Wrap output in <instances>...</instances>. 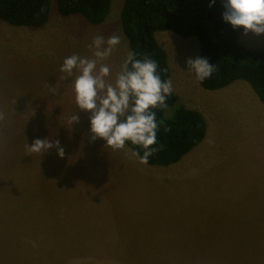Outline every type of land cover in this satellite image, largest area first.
<instances>
[{"label": "rangeland", "instance_id": "1", "mask_svg": "<svg viewBox=\"0 0 264 264\" xmlns=\"http://www.w3.org/2000/svg\"><path fill=\"white\" fill-rule=\"evenodd\" d=\"M57 1L40 27L0 17V111L22 116L0 121V264H264V103L250 83L202 87L186 63L201 57L199 39L156 31L178 94L162 118L180 105L198 108L209 134L177 163L140 164L130 151L91 140L90 113L75 102L78 73L60 81L66 57L91 58L95 36L118 35L103 61L115 82L130 52L124 0H112L101 24L61 15ZM239 40L264 46V34L242 31ZM46 83L60 84L59 92ZM72 114L79 123H70ZM37 138L59 140L65 155L55 147L29 154Z\"/></svg>", "mask_w": 264, "mask_h": 264}, {"label": "trees", "instance_id": "2", "mask_svg": "<svg viewBox=\"0 0 264 264\" xmlns=\"http://www.w3.org/2000/svg\"><path fill=\"white\" fill-rule=\"evenodd\" d=\"M223 3L224 0H124L120 18L130 51L139 59H154L162 80H168V55L156 31L170 29L182 36H196L201 57L215 65L211 77L200 81L202 87L215 90L244 79L264 103V46L250 48L239 40L243 26L233 28L223 20ZM57 7L63 16L80 14L92 24H101L110 14L112 0H58ZM0 17L16 26L40 27L49 21L50 0H0ZM177 102L178 94L172 92L166 101L167 109ZM165 110H156L160 127L154 147H163L149 157V165L179 162L207 134V120L200 110L180 105L172 118L164 119ZM127 145L139 150L130 142Z\"/></svg>", "mask_w": 264, "mask_h": 264}, {"label": "clouds", "instance_id": "3", "mask_svg": "<svg viewBox=\"0 0 264 264\" xmlns=\"http://www.w3.org/2000/svg\"><path fill=\"white\" fill-rule=\"evenodd\" d=\"M223 7V20L230 22L233 28L243 26L245 35L249 31L256 35L264 34V0H224ZM119 43L118 35L107 39L103 35L95 36L89 45L91 58L72 54L63 60L60 71L65 75L60 81L72 77L74 70L78 73L73 83L75 102L81 111L90 113L92 141L103 138L113 150L130 151L140 164H148L149 157L163 147H154L160 127L156 110L167 109L166 101L174 90L173 84L170 79L162 80L154 59L147 56L139 59L131 51L121 64L115 82H109L106 78L110 75V68L103 61ZM186 63L188 70L194 72L201 82L215 71V65L210 64L207 58H190ZM45 87L50 93L57 94L60 84L51 86L46 83ZM4 118V113L0 111V121ZM79 119L78 114H72L70 123H79ZM128 142L139 150H127ZM53 147L57 149L58 156L65 155L59 140L50 141L47 138L35 139L31 146H27V152L45 153Z\"/></svg>", "mask_w": 264, "mask_h": 264}, {"label": "crops", "instance_id": "4", "mask_svg": "<svg viewBox=\"0 0 264 264\" xmlns=\"http://www.w3.org/2000/svg\"><path fill=\"white\" fill-rule=\"evenodd\" d=\"M24 32V31H23ZM22 31H21V34L23 33ZM46 32V31H45ZM40 35V34H39ZM53 40H55L56 39V42L55 43H53V46H52V48H50V49H52V50H55V52H57V50L59 49V46H58V42H59V40H61V38L59 37V35L58 34H56L55 36H52L51 37ZM21 100V96H18V97H16V102H19ZM192 108V107H191ZM196 109H198V108H196ZM198 110H200V109H198ZM201 111V110H200ZM15 112V111H14ZM202 112V111H201ZM203 113V112H202ZM204 114V113H203ZM204 116H205V114H204ZM21 118L22 116L21 115H18L17 116V114L16 113H14L13 115H11V114H9V116L8 117H5L4 118V122L6 121H8L9 119H11V118ZM206 117V116H205ZM206 120H207V118H206ZM208 123H209V120L207 121V134H206V137H208V134H209V126H208ZM205 137V138H206ZM205 145H207L206 143H205ZM206 147V146H205ZM204 147V148H205ZM65 190H66V193H65V191L64 190H62L61 191V193H63V194H61L60 196H63L64 198H65V196L66 197H68V188H69V186H70V182H65ZM52 207L56 210V207L58 208V210L61 208V206H60V204L59 203H53L52 204Z\"/></svg>", "mask_w": 264, "mask_h": 264}]
</instances>
